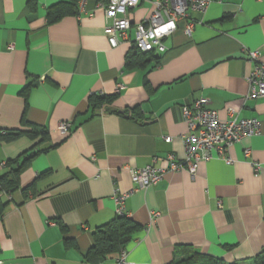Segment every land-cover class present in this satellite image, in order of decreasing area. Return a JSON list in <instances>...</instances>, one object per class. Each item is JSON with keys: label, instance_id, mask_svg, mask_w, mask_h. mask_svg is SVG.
Here are the masks:
<instances>
[{"label": "crops", "instance_id": "0c3cea01", "mask_svg": "<svg viewBox=\"0 0 264 264\" xmlns=\"http://www.w3.org/2000/svg\"><path fill=\"white\" fill-rule=\"evenodd\" d=\"M63 1L0 0V132L29 127L23 120L44 130L33 139L0 138V176L32 146L46 148L21 169L0 217V264H87L93 230L116 214L113 195L131 188L122 213L139 225L124 249L130 264H167L182 245L225 261L260 252L264 96L246 98L254 62L245 50H258L264 62V0H214L203 13L189 11L191 34L178 20L156 56L133 44L153 0L129 11L128 38L116 47L100 6L108 0H77L73 13L49 22L48 8ZM134 55L145 62L127 66ZM93 95L112 99L92 111ZM199 98L222 120L232 112L261 126L228 148L229 162L202 160L191 175L169 167L185 154L181 108ZM63 121L71 122L64 134L57 130ZM147 165L167 170L157 184L137 187L130 169Z\"/></svg>", "mask_w": 264, "mask_h": 264}, {"label": "built area", "instance_id": "2783aa9c", "mask_svg": "<svg viewBox=\"0 0 264 264\" xmlns=\"http://www.w3.org/2000/svg\"><path fill=\"white\" fill-rule=\"evenodd\" d=\"M85 0H80L81 4ZM214 0H153L152 10L147 18L135 24L134 46L142 52H164V38L170 36L177 28L178 20H185L184 32L190 35L195 22L189 19V11L203 13ZM140 0H108L104 6L106 17L111 24L106 26V36L111 47H116L120 40L128 38V30L132 26L129 11L139 4ZM245 50V49H244ZM249 61L254 62L253 69L247 74L248 92L246 98L264 96V62L258 50H245ZM123 88L118 84L117 89ZM208 99L199 98L189 105L182 106V116L187 124V132L182 136L185 154L181 162H171L169 168H182L194 175L198 163L202 160L222 157L230 161L228 148L240 142L243 138L259 133L261 122L257 117L237 119L232 112L227 120L219 118L216 110L207 106ZM71 128V122H61L57 130L64 134ZM169 141L170 137H166ZM245 155L249 149L244 150ZM172 156H169V161ZM5 162L0 163L3 167ZM166 168L147 165L138 169H130L131 181L140 188L153 186L159 182ZM135 188L121 193H115V212L122 214L125 199ZM3 192L0 191V195ZM126 251L122 249L116 259V264H130L125 259ZM0 263H2L0 261Z\"/></svg>", "mask_w": 264, "mask_h": 264}, {"label": "trees", "instance_id": "16d2710c", "mask_svg": "<svg viewBox=\"0 0 264 264\" xmlns=\"http://www.w3.org/2000/svg\"><path fill=\"white\" fill-rule=\"evenodd\" d=\"M77 0H68L59 2L51 5L48 8L47 16L49 22H53L67 13H73L76 9ZM141 54L156 56L153 51L142 52L138 50ZM136 57V55H134ZM137 56L134 59H130L127 62V66L134 67L139 66L145 62L144 59H138ZM156 62L158 59L155 57ZM28 86H26L22 91L26 95ZM110 96L96 95L91 96L89 99V106L92 111L95 109H100L104 105L110 103ZM137 107L132 108L135 111ZM24 124L29 127H24L23 130H12V131H2L0 132L1 140L8 141L15 139L16 137L26 134L30 138H35L39 133H44V130L40 129L36 124H28L27 121L23 120ZM46 150L32 146L29 151L22 154V161L17 163L15 167H11L10 172H7L0 176V191L3 193L0 195V217L9 202L10 194L18 189L19 187V173L23 167L30 161L32 157L38 154L40 151ZM23 189V191H25ZM65 230V226L61 227ZM139 228V225L130 217L124 214H115L114 217L104 222L103 224L97 226L92 232V244L88 248L86 254L84 255V261L87 264H101L112 256L118 255L122 249H125L127 244L131 241L134 232ZM65 243L71 244V242L65 238ZM180 253L178 258H174L167 264H264V247L260 252L252 257L235 260V261H225L221 257H215L209 254H205L195 250L188 245H182L178 248Z\"/></svg>", "mask_w": 264, "mask_h": 264}, {"label": "water", "instance_id": "95a60500", "mask_svg": "<svg viewBox=\"0 0 264 264\" xmlns=\"http://www.w3.org/2000/svg\"><path fill=\"white\" fill-rule=\"evenodd\" d=\"M121 112H122V110H121Z\"/></svg>", "mask_w": 264, "mask_h": 264}]
</instances>
